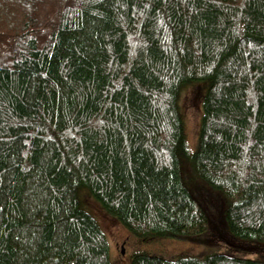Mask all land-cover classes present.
<instances>
[{
    "label": "trees",
    "instance_id": "trees-1",
    "mask_svg": "<svg viewBox=\"0 0 264 264\" xmlns=\"http://www.w3.org/2000/svg\"><path fill=\"white\" fill-rule=\"evenodd\" d=\"M81 187L205 248L131 264H264V0H0V264H111Z\"/></svg>",
    "mask_w": 264,
    "mask_h": 264
},
{
    "label": "rangeland",
    "instance_id": "rangeland-1",
    "mask_svg": "<svg viewBox=\"0 0 264 264\" xmlns=\"http://www.w3.org/2000/svg\"><path fill=\"white\" fill-rule=\"evenodd\" d=\"M202 91L203 89L201 90L199 86L196 88L190 87L182 93L179 101L188 144L192 150L197 145ZM205 191V189L202 190L203 193ZM201 196L206 197L203 194ZM77 198L80 208L93 217L105 234L109 245L111 264H131L132 255L136 251H146L167 259L175 258L178 255L195 257L205 251L204 247L196 243L166 237L151 239L146 243H142L124 226L108 215L87 189L79 188ZM211 199L215 201L214 196ZM208 212L210 218L213 217V214L210 211ZM121 251H123V254ZM209 251L210 249L206 252Z\"/></svg>",
    "mask_w": 264,
    "mask_h": 264
},
{
    "label": "water",
    "instance_id": "water-1",
    "mask_svg": "<svg viewBox=\"0 0 264 264\" xmlns=\"http://www.w3.org/2000/svg\"><path fill=\"white\" fill-rule=\"evenodd\" d=\"M121 253L123 254V251H121Z\"/></svg>",
    "mask_w": 264,
    "mask_h": 264
}]
</instances>
